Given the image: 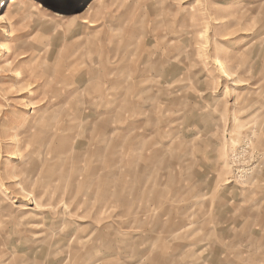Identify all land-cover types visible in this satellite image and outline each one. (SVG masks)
<instances>
[{
    "label": "rangeland",
    "instance_id": "1",
    "mask_svg": "<svg viewBox=\"0 0 264 264\" xmlns=\"http://www.w3.org/2000/svg\"><path fill=\"white\" fill-rule=\"evenodd\" d=\"M9 4L0 264H264V0Z\"/></svg>",
    "mask_w": 264,
    "mask_h": 264
},
{
    "label": "bare ground",
    "instance_id": "2",
    "mask_svg": "<svg viewBox=\"0 0 264 264\" xmlns=\"http://www.w3.org/2000/svg\"><path fill=\"white\" fill-rule=\"evenodd\" d=\"M10 1V4L9 5H11V7H12V10L11 11H13V12H11V13H13V15H14V17L15 16H20L22 13H24V10H21V9H19L18 8V6H17V4L18 3H20L22 0H8V2ZM84 23H87L86 21L84 22ZM1 47V46H0ZM147 59V58H146ZM147 61V60H146ZM145 75V74H144ZM80 114V113H79ZM111 119V118H110ZM108 120H109V118H108ZM105 121H106V119H105ZM111 122V121H110ZM110 124H108V126H109ZM106 133V132H105ZM106 136V135H105ZM256 179V178H255ZM263 181H264V179H263ZM261 183V182H260ZM260 190V189H259ZM262 196V195H261ZM264 196V195H263ZM25 210H29V208H25Z\"/></svg>",
    "mask_w": 264,
    "mask_h": 264
}]
</instances>
